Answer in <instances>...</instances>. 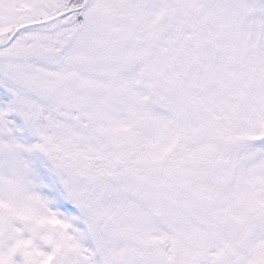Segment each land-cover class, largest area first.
<instances>
[{"label": "snow or ice", "instance_id": "snow-or-ice-1", "mask_svg": "<svg viewBox=\"0 0 264 264\" xmlns=\"http://www.w3.org/2000/svg\"><path fill=\"white\" fill-rule=\"evenodd\" d=\"M0 264H264V0H0Z\"/></svg>", "mask_w": 264, "mask_h": 264}]
</instances>
